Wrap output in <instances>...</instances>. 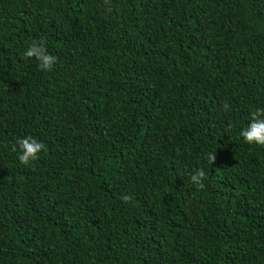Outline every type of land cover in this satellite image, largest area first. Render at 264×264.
<instances>
[{
    "label": "trees",
    "instance_id": "trees-1",
    "mask_svg": "<svg viewBox=\"0 0 264 264\" xmlns=\"http://www.w3.org/2000/svg\"><path fill=\"white\" fill-rule=\"evenodd\" d=\"M0 264H264V0H0Z\"/></svg>",
    "mask_w": 264,
    "mask_h": 264
}]
</instances>
